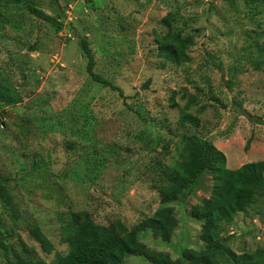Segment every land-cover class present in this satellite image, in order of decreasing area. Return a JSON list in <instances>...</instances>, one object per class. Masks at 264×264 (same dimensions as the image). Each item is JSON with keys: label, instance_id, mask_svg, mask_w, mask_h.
Returning a JSON list of instances; mask_svg holds the SVG:
<instances>
[{"label": "rangeland", "instance_id": "374dc122", "mask_svg": "<svg viewBox=\"0 0 264 264\" xmlns=\"http://www.w3.org/2000/svg\"><path fill=\"white\" fill-rule=\"evenodd\" d=\"M25 1L16 9L15 23L0 30V68L24 97L0 116V170L20 179L32 158H44L55 174L47 180L38 171L40 176L12 182L20 207L16 232L9 211L0 212V218L18 248L20 236L48 261L56 251H67L62 225L73 210L89 209L99 223L119 218L129 226L153 214L161 204L153 186L160 169L155 161L159 157L157 162L169 164L178 157L176 133L211 139L229 168L264 160V57L259 55L264 0ZM29 5L35 8L29 11ZM171 10L192 17L188 26L181 23L194 34L190 63L163 65L165 58L158 54L156 36L169 29L164 17ZM50 16L60 28L47 21ZM84 34L95 55L94 69L122 93L92 81L81 48ZM195 94L200 100L189 112L199 122L181 125V109ZM201 105L202 113L197 111ZM83 109L94 115L93 130L73 132L71 126L84 119ZM43 117L62 120L64 126L45 131L39 127ZM70 140L76 143L68 146ZM156 148L165 149L161 154ZM102 157L99 177L83 182L80 167ZM65 172V178L56 177ZM203 181L204 187L172 203L179 223L170 241L151 230L142 239L172 258L183 246L204 247L202 222L191 214V206L211 194L212 175ZM33 222L54 243L52 253L31 237ZM224 235L237 253L264 248V193L225 225ZM0 264H7L1 252ZM122 264L154 263L128 254Z\"/></svg>", "mask_w": 264, "mask_h": 264}, {"label": "trees", "instance_id": "16d2710c", "mask_svg": "<svg viewBox=\"0 0 264 264\" xmlns=\"http://www.w3.org/2000/svg\"><path fill=\"white\" fill-rule=\"evenodd\" d=\"M25 2V0H0V30L9 23H15L14 18L18 12L16 9L22 7ZM262 7L264 8V5ZM33 8L35 7L32 5L28 7L29 11H32ZM190 19L192 17L185 19L182 12L174 10L168 12L164 17L165 24L169 29L163 35L158 34L155 40L158 54L165 58L163 65L168 60L178 65L192 61L189 50L195 44L194 34L184 29V26L190 24ZM47 21L57 24L58 28L61 26V23H57L53 16H50ZM196 31L199 32L200 28H197ZM89 43V39L84 34L81 37V48L87 55L88 72L92 81L102 86H111L122 93L118 86L94 69L95 55ZM259 55L260 58L264 57L263 46H260ZM23 98L20 89L9 76L4 75L0 68V113L7 106L20 103ZM199 100L196 94L188 96L187 103L181 109L179 118L181 125L186 122L196 124L199 122V117L189 112V109L198 104ZM203 110L204 105L197 109L200 113ZM83 113L84 119L76 121L73 125L76 127L72 128L73 126H71L73 132L83 130V132L89 133L93 130L94 115L86 113L84 109ZM32 120L36 122L35 119ZM62 123V120L53 121L43 117L40 119L39 127L45 131L54 130L55 126H64ZM3 125L4 123H2V127ZM175 135L179 137L178 157L169 164L157 162L159 157L155 161L160 169L153 181V186L160 194L161 204L153 214L129 226L119 218L108 224L99 223L89 209L73 210L65 224L62 225V241L67 243L68 250L56 251L52 261L40 256L36 248L25 243L20 236H17L20 248L14 245L13 239L9 242L11 236L2 225L0 218V252L4 255L6 263L122 264L128 254H141L154 264H264V248L256 249L253 252L237 253L227 243L230 237L224 235L225 225L232 223L238 212L248 211L256 195L264 193V160L250 161L237 168H229L226 165L225 153L217 148L211 139L196 132L176 133ZM159 137L160 140L163 135L159 134ZM84 140L86 139L84 138ZM74 143H76L75 140H70L68 146H72ZM164 149L157 150L156 148L155 152L162 154ZM150 151L148 150V152ZM151 155L149 154V156ZM105 160L102 157V160L99 159L98 162L94 161L81 166L83 182L97 179L101 170L98 166L103 168ZM140 160L131 161L134 165ZM23 171L22 177L17 179L12 175H5L0 170V212L6 210L10 212L12 233L16 232L15 222L20 216V207L12 190L14 185L25 181L33 174L40 176L38 171L42 172L47 180L50 175L55 174L53 168L49 167L44 158L39 160L32 158L31 166L28 169L23 168ZM74 173L78 174L75 171ZM66 174L67 172L64 175L57 174L56 177L60 176L62 179ZM207 174L212 175L211 194L191 206V214L202 222L200 239L204 241V247L183 246L179 249L178 257L172 258L168 252L153 248L145 242L142 235L147 230H151L155 237L161 238L163 241L168 242L172 239L174 230L179 223L175 206L172 203L187 194L194 193L198 188L204 187L203 180ZM28 230L31 237L40 244L45 252L52 253L54 251V243L40 224L33 222L29 225Z\"/></svg>", "mask_w": 264, "mask_h": 264}, {"label": "water", "instance_id": "95a60500", "mask_svg": "<svg viewBox=\"0 0 264 264\" xmlns=\"http://www.w3.org/2000/svg\"><path fill=\"white\" fill-rule=\"evenodd\" d=\"M2 115V113H0V116ZM259 122H262V119H258Z\"/></svg>", "mask_w": 264, "mask_h": 264}]
</instances>
